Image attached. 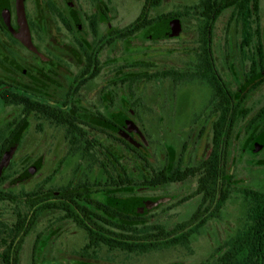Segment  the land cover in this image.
I'll list each match as a JSON object with an SVG mask.
<instances>
[{"label":"rangeland","instance_id":"obj_1","mask_svg":"<svg viewBox=\"0 0 264 264\" xmlns=\"http://www.w3.org/2000/svg\"><path fill=\"white\" fill-rule=\"evenodd\" d=\"M68 1L81 6L82 11L90 12L88 9L92 0ZM102 1L108 4L106 17L114 28L133 23L146 4V0ZM197 2L198 0H162L161 5L152 10V16L181 14L183 33L179 38L158 43H143L141 40L133 43L139 47L133 51L134 56L145 65L137 72L145 71L146 65L157 66L168 77L163 79L160 75L154 82L143 83L140 90H129L130 100L142 99L138 102L141 105L137 104V107H131V101L128 103L129 108H134L136 112L135 118L130 117L129 120L132 128L134 127L130 135L140 142L139 145L136 143V147H141L140 153L129 151L119 140H111V151L119 156L122 166L135 179H141L144 174L162 168L166 162V149L170 147L175 151L176 162H179L183 154L179 164L183 167L193 166L211 152L213 124L217 119L210 107L214 92L207 81L193 78V71H190L191 66L199 61L200 43L198 21L188 16L186 11ZM35 3V0H28V12L32 18L37 19L42 13L38 11ZM106 17L103 19H107ZM251 18L254 20L253 30H250L253 43L257 40L262 43L264 0H259L258 17L254 14ZM240 29L241 25L230 10L216 21L212 30V48L217 67L230 85L229 88L234 90L239 87L236 81L239 80V72L246 73L250 64V55L237 52L242 39ZM235 56L236 59H232ZM173 73L175 74L171 77L169 74ZM263 105L264 84L255 93L247 96L244 108L248 109L250 114L241 120L246 121L255 115ZM20 112L21 107L4 109L0 101V130H6L12 121L18 120ZM18 139L19 146L10 166L3 173L6 180L0 186V192L18 200L0 201V241L5 237V227L14 225L16 213L27 211L22 203L25 193L38 191L44 184L57 188L79 179L105 180V173L100 165V162H105V155L98 154L96 158L84 159L81 154H70L69 138L61 127L48 125L37 119L30 120L20 130ZM234 139L228 168L232 181L231 197L217 210V214L191 237L188 247H175L143 256L116 252L111 255L112 261L107 264H215L219 249L246 222L247 205L241 189L264 191V148L252 154L243 151L242 129L235 133ZM98 140L103 141L100 138ZM0 142L2 143V140ZM34 166H38L34 177L26 180L25 172ZM195 187V181L189 179V182H174L168 187L146 194L144 198L165 201L147 211L145 225H155V228L163 226L171 230L187 222L201 202L199 198L189 199L193 196ZM138 198L132 186H124L119 192L115 191L114 197L109 200L113 199V205H121L122 202H131ZM57 220V216L48 218V221L41 219L38 226L25 237L20 249V264H105L102 261L89 263L76 257V249L85 243L84 233L69 221ZM47 229L50 231L47 232ZM44 233H49V237ZM42 235L43 243L38 250L37 239ZM2 251L3 246L0 245V253ZM0 264H3L1 259Z\"/></svg>","mask_w":264,"mask_h":264},{"label":"flooded vegetation","instance_id":"obj_2","mask_svg":"<svg viewBox=\"0 0 264 264\" xmlns=\"http://www.w3.org/2000/svg\"><path fill=\"white\" fill-rule=\"evenodd\" d=\"M23 1L33 48L26 47L16 35L18 32L16 0H0V101L4 109L21 107L20 118L9 124L12 130L9 126L6 130H0V140L3 137L4 139L18 138L24 124L34 119L63 128L69 138L70 154H81L84 159L96 158L98 154L105 155V162H100L105 173V180L79 179L57 188L44 184L42 186L44 200L58 198L65 203L68 197H73L78 200L80 209L83 211L89 209L90 218L95 222L98 218L97 203L101 208L99 213L107 218H110V215L106 210L116 207L125 209L129 215H137L146 220L147 211L165 200L147 199L144 198L145 195L168 187L174 182L159 181L149 187L145 184L143 177L152 172L144 174L141 179L133 178L120 163L119 156L111 151L110 146L113 145L111 140H119L129 151L140 153L141 147H136V143L139 145L140 142L130 135L134 127L132 128L129 120L130 117L135 118L136 112L134 108H129L128 103L131 101V107H135L142 99L130 100L129 90H140L143 83L154 82L160 75L163 79L168 77H163L165 72L157 66L146 65V72H137L145 65L137 59V56H134L133 51L139 47L134 46L133 43L138 40L143 43H158L177 39L183 33L182 21L181 34L178 37L170 36L172 26V20H170L165 26L164 38L161 37L162 26L157 25L156 30L160 32V35H148L149 38L145 39L144 34L130 35L131 24L114 28L106 17L108 4L106 2L104 4L102 0H92L88 9L90 12L82 11L81 6L68 0H35L38 11L42 13L37 19L32 18L28 12V0ZM157 7L148 9L151 17H158L151 15L152 10ZM104 17L107 19H103ZM7 22L8 25H6ZM241 33L242 29H240V35ZM257 41L253 43V36H251L250 45H245L242 35L237 51L250 55L248 71L238 74L239 80L236 81L239 87L236 90L230 89L235 97L244 96V102L247 101L249 94L255 93L264 84L263 82L258 85V82L264 78V49H257L260 46L264 48V40L262 43ZM210 44L212 48V38ZM212 54L213 63L223 86L229 87L230 85L217 67L213 50ZM232 59H236V56ZM147 76H153V78L149 80L151 77L147 79ZM3 96H11L13 100L24 98L25 114H22L23 106L20 103L5 107ZM99 138L103 141L100 142ZM2 143L0 142V162L10 145L17 143V147L19 146V141H13L3 149ZM165 161L167 162V152ZM7 168L0 173L3 175ZM37 168L38 166H34L27 169L26 180L34 177ZM186 182H189V179L184 183ZM124 186H132L139 198L131 202H122L121 205H113V199L111 201L109 199L114 197L115 191L119 192V189ZM33 193L34 191L29 192L28 196H25L27 203ZM65 208L66 206L62 208L63 210L52 213L47 211L44 219L48 221V218L57 216V221H66ZM67 220L83 232L86 238L84 245L76 249L74 254L80 260L102 261L107 264L112 261L113 253L130 255L123 249H113L105 244L99 246L89 244L87 231L79 224L70 221L71 219ZM161 227L163 226L157 228ZM176 227L171 230L163 228L171 232ZM49 231L50 229H47V232ZM44 234L47 237L50 235ZM165 250L170 249L160 248L157 251Z\"/></svg>","mask_w":264,"mask_h":264},{"label":"trees","instance_id":"obj_3","mask_svg":"<svg viewBox=\"0 0 264 264\" xmlns=\"http://www.w3.org/2000/svg\"><path fill=\"white\" fill-rule=\"evenodd\" d=\"M161 1L146 0L142 13L129 27L130 35L144 34L145 39L149 38L148 35H160L156 28L157 25H161L163 28L161 37L164 38L167 22L173 19L181 21V14L151 17L148 9L160 6ZM258 9L259 0H198L186 11L188 16L198 21V41L200 43L199 61L191 66L190 71H193L191 75L193 78L207 81L214 92L210 107L213 115H217V119L213 124L212 149L206 158L193 166L183 167L175 161V151L170 147L172 151L170 148L166 149L167 163L165 166L143 178L149 187L159 181L162 183L185 182L193 179L196 187L193 196L189 199L199 198L201 202L187 222L179 224L174 231L168 232L163 227L159 229L155 228V225H145L146 220L137 215L127 214L123 208H108L106 211L110 218H107L99 213L101 209L99 203H97L98 218L95 222L90 218L89 209L85 211L80 209L78 200L73 197H68L65 203L58 198L44 200V192L40 187L38 191H34L28 203L24 198L22 203L27 211L16 213L14 225L5 227L3 231L5 237L0 241V245L3 246V251L0 253L2 263L20 264V249L25 237L38 226L41 219L47 216V211L52 213L61 210L64 206H66L64 210L67 215L64 219L66 221L71 219L70 221L83 227L87 231L89 244H96V246L105 244L113 249H123V251L139 256L156 252L160 248L188 246L191 237L197 234L231 197L232 181L228 168L233 154L235 133L242 129L243 151L252 154L264 148V105L246 121L241 120L246 119L250 114V111L244 108V96L235 97L228 86H223L213 63V49L210 44L214 24L225 12L231 10L234 18L241 25L245 45H250L252 36L250 30H253L252 23H254L251 15L255 14L258 17ZM257 49L264 48L260 46ZM174 74L169 75L173 77ZM149 77L147 76L149 80L153 78V76ZM263 82L264 78L258 82V85ZM3 99L5 107L16 103L22 104V114H25L24 98L13 100L11 96H3ZM9 129H11L10 125ZM13 141H19V139H4L3 137V149ZM5 180L6 177L0 173V186ZM241 193L247 205L246 222L219 249L216 264H264V191L242 188ZM25 196H28L27 193L24 194ZM5 200L17 202L18 198L0 192V201ZM43 235L37 239L38 250L43 243Z\"/></svg>","mask_w":264,"mask_h":264},{"label":"water","instance_id":"obj_4","mask_svg":"<svg viewBox=\"0 0 264 264\" xmlns=\"http://www.w3.org/2000/svg\"><path fill=\"white\" fill-rule=\"evenodd\" d=\"M16 15L18 22V32L16 33L17 37L26 47L33 48L23 0H16ZM6 25H8V22ZM181 27V21L173 19L172 26L170 28V36L178 37L181 34ZM16 150L17 143H13L7 148L0 162V172L10 165Z\"/></svg>","mask_w":264,"mask_h":264}]
</instances>
